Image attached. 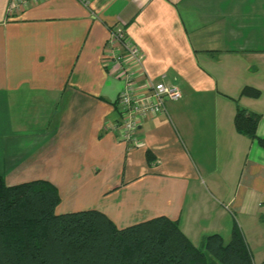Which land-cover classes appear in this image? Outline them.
<instances>
[{"label":"crops","instance_id":"crops-1","mask_svg":"<svg viewBox=\"0 0 264 264\" xmlns=\"http://www.w3.org/2000/svg\"><path fill=\"white\" fill-rule=\"evenodd\" d=\"M0 0V173L45 179L56 213L97 209L117 227L165 215L195 244L234 223L264 254V148L234 126L261 114L264 0ZM122 27L152 81L182 96L118 136L122 82L107 37ZM142 80L143 77H140ZM245 86L260 91L241 94ZM264 260L261 259L260 263Z\"/></svg>","mask_w":264,"mask_h":264},{"label":"trees","instance_id":"trees-1","mask_svg":"<svg viewBox=\"0 0 264 264\" xmlns=\"http://www.w3.org/2000/svg\"><path fill=\"white\" fill-rule=\"evenodd\" d=\"M241 94L260 91L245 86ZM260 117L238 107L234 126L264 148L256 134ZM59 202L48 180L7 185L0 173V264H254L237 223L228 239L214 232L195 245L165 215L117 227L97 209L56 213Z\"/></svg>","mask_w":264,"mask_h":264},{"label":"built area","instance_id":"built-area-1","mask_svg":"<svg viewBox=\"0 0 264 264\" xmlns=\"http://www.w3.org/2000/svg\"><path fill=\"white\" fill-rule=\"evenodd\" d=\"M20 2L23 0H17L10 7L16 8ZM106 56L112 64L109 72L115 73L122 82L116 99L115 128L121 140L136 146L140 143L136 132L144 120L162 113L165 102L179 99L182 93L175 83L152 81L146 76L142 67L143 52L122 27L109 29Z\"/></svg>","mask_w":264,"mask_h":264},{"label":"rangeland","instance_id":"rangeland-1","mask_svg":"<svg viewBox=\"0 0 264 264\" xmlns=\"http://www.w3.org/2000/svg\"><path fill=\"white\" fill-rule=\"evenodd\" d=\"M252 251L254 253V255H253V263L254 264H260V261H261V259H263V255L264 254L261 255V253H259L256 248H253Z\"/></svg>","mask_w":264,"mask_h":264}]
</instances>
